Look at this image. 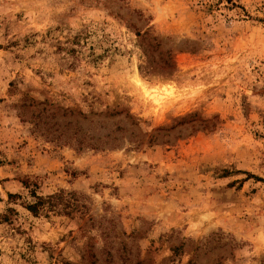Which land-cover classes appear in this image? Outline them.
Listing matches in <instances>:
<instances>
[{
  "label": "rangeland",
  "instance_id": "374dc122",
  "mask_svg": "<svg viewBox=\"0 0 264 264\" xmlns=\"http://www.w3.org/2000/svg\"><path fill=\"white\" fill-rule=\"evenodd\" d=\"M0 264H264V0H0Z\"/></svg>",
  "mask_w": 264,
  "mask_h": 264
},
{
  "label": "bare ground",
  "instance_id": "6f19581e",
  "mask_svg": "<svg viewBox=\"0 0 264 264\" xmlns=\"http://www.w3.org/2000/svg\"><path fill=\"white\" fill-rule=\"evenodd\" d=\"M132 80H134V79L132 78ZM134 83H136V84H141L140 81H134ZM141 85H142V84H141ZM151 97H153L154 101H157V100H156V97H155L154 95H152Z\"/></svg>",
  "mask_w": 264,
  "mask_h": 264
},
{
  "label": "trees",
  "instance_id": "16d2710c",
  "mask_svg": "<svg viewBox=\"0 0 264 264\" xmlns=\"http://www.w3.org/2000/svg\"><path fill=\"white\" fill-rule=\"evenodd\" d=\"M36 206H37V204H36ZM34 208H35V206H33V207H30V210H31V211H33V210H34Z\"/></svg>",
  "mask_w": 264,
  "mask_h": 264
}]
</instances>
